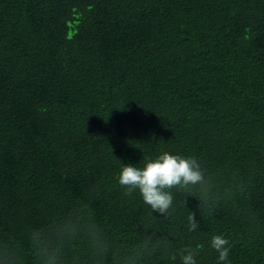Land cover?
Instances as JSON below:
<instances>
[{
    "label": "trees",
    "instance_id": "trees-1",
    "mask_svg": "<svg viewBox=\"0 0 264 264\" xmlns=\"http://www.w3.org/2000/svg\"><path fill=\"white\" fill-rule=\"evenodd\" d=\"M164 152L205 176L168 217L118 183ZM87 200L109 253L78 237L59 264H117L145 233L142 264H218L214 235L228 264H264V0H0V237L40 264L29 231Z\"/></svg>",
    "mask_w": 264,
    "mask_h": 264
},
{
    "label": "clouds",
    "instance_id": "clouds-1",
    "mask_svg": "<svg viewBox=\"0 0 264 264\" xmlns=\"http://www.w3.org/2000/svg\"><path fill=\"white\" fill-rule=\"evenodd\" d=\"M204 171L200 162L192 156L174 155L164 152L155 158L148 159L144 166L122 164L118 183L125 189V195L139 192L144 203L149 206L151 214L164 217L171 215L174 205L173 189H188L203 184ZM188 231L194 232L199 227L196 213L191 212L187 218ZM55 234L58 243L53 246ZM78 237L86 239L93 257L102 259L111 248V236L104 225L95 217L90 200L81 202L76 209L70 210L64 219L47 225L33 228L28 233V241L40 264H59L60 246L72 242ZM142 247L122 254L117 264H142L148 259L149 252L155 251L158 245L153 244L151 233H145ZM210 247L217 253L218 264H228L230 242L223 235H214ZM200 249L191 246L181 248L179 252L168 251L167 258L176 261L179 255L180 264H197L196 257ZM0 264H25L21 245L13 238L0 237Z\"/></svg>",
    "mask_w": 264,
    "mask_h": 264
}]
</instances>
